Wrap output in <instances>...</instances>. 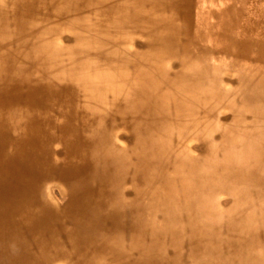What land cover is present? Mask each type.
<instances>
[{
  "label": "bare ground",
  "instance_id": "1",
  "mask_svg": "<svg viewBox=\"0 0 264 264\" xmlns=\"http://www.w3.org/2000/svg\"><path fill=\"white\" fill-rule=\"evenodd\" d=\"M0 264H264V0H0Z\"/></svg>",
  "mask_w": 264,
  "mask_h": 264
},
{
  "label": "rangeland",
  "instance_id": "2",
  "mask_svg": "<svg viewBox=\"0 0 264 264\" xmlns=\"http://www.w3.org/2000/svg\"><path fill=\"white\" fill-rule=\"evenodd\" d=\"M56 194H58V195H59L58 191L56 192Z\"/></svg>",
  "mask_w": 264,
  "mask_h": 264
}]
</instances>
